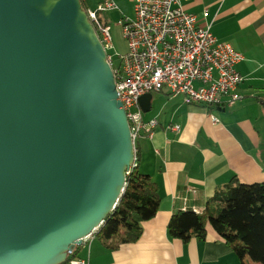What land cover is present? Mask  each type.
<instances>
[{
	"label": "water",
	"instance_id": "obj_1",
	"mask_svg": "<svg viewBox=\"0 0 264 264\" xmlns=\"http://www.w3.org/2000/svg\"><path fill=\"white\" fill-rule=\"evenodd\" d=\"M132 150L80 0H0V264L64 263L116 206Z\"/></svg>",
	"mask_w": 264,
	"mask_h": 264
},
{
	"label": "crops",
	"instance_id": "obj_2",
	"mask_svg": "<svg viewBox=\"0 0 264 264\" xmlns=\"http://www.w3.org/2000/svg\"><path fill=\"white\" fill-rule=\"evenodd\" d=\"M107 1L115 9L99 13V18L115 30V44L121 47L117 52L125 53L119 23L133 18L135 0H82L91 11ZM183 6L201 24L210 25L217 41L243 55L235 66L244 79L240 99L203 106L186 105L166 92L151 94L142 119H155L157 126L151 139L138 141L137 158L139 172L158 187L157 213L142 224L137 242L117 251L93 238L82 244L78 256L88 264H242L210 227L204 241L183 243L169 237L167 224L178 211H203L215 191L234 177L246 184L264 182V0H189Z\"/></svg>",
	"mask_w": 264,
	"mask_h": 264
},
{
	"label": "built area",
	"instance_id": "obj_3",
	"mask_svg": "<svg viewBox=\"0 0 264 264\" xmlns=\"http://www.w3.org/2000/svg\"><path fill=\"white\" fill-rule=\"evenodd\" d=\"M187 1L135 0L133 18L124 17L119 23L126 51L116 53L117 66L109 53L113 49L110 28L97 16L115 9L114 3L107 1L95 11L85 10L112 69L117 100L130 130L133 160L125 175L137 165L138 141L151 139L157 126L155 119L143 121L138 104L141 96L166 92L169 97H181L186 105L203 106L231 105L240 99L238 88L244 79L235 66L243 55L217 41L208 23L201 24L196 15L186 12L183 4ZM212 121L217 124L215 118ZM95 231L81 238L79 245L69 246L68 264H88L75 253L77 247L90 242Z\"/></svg>",
	"mask_w": 264,
	"mask_h": 264
},
{
	"label": "trees",
	"instance_id": "obj_4",
	"mask_svg": "<svg viewBox=\"0 0 264 264\" xmlns=\"http://www.w3.org/2000/svg\"><path fill=\"white\" fill-rule=\"evenodd\" d=\"M80 4L87 10L82 0ZM159 203L158 187L139 172L137 159V165L125 177L124 191L116 206L93 233V239L110 251L137 242L142 224L155 216ZM208 227L242 264H264V182L246 184L232 178L215 191L203 211L186 209L172 214L167 232L171 239L188 243L192 239L204 241ZM80 249L81 245L75 255ZM70 259L62 264H68Z\"/></svg>",
	"mask_w": 264,
	"mask_h": 264
},
{
	"label": "rangeland",
	"instance_id": "obj_5",
	"mask_svg": "<svg viewBox=\"0 0 264 264\" xmlns=\"http://www.w3.org/2000/svg\"><path fill=\"white\" fill-rule=\"evenodd\" d=\"M112 20H113V23H115L116 22V20L117 19H115V18H112ZM113 31V32H112ZM114 29H112L111 31H110V33H111V35H112V40H113V42H114V48L109 52L110 54H112L113 56H114V66H117L118 65V58H117V56L115 55L116 53H118L117 51L119 50V49H121V47H119L118 45L116 46V44H115V40H114V35H115V33H114ZM114 33V34H113Z\"/></svg>",
	"mask_w": 264,
	"mask_h": 264
}]
</instances>
